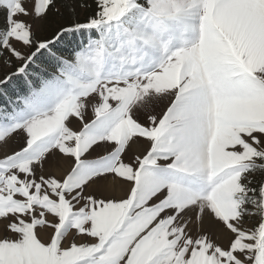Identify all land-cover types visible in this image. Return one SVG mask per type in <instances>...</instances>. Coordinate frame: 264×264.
<instances>
[{
	"label": "snow or ice",
	"instance_id": "obj_1",
	"mask_svg": "<svg viewBox=\"0 0 264 264\" xmlns=\"http://www.w3.org/2000/svg\"><path fill=\"white\" fill-rule=\"evenodd\" d=\"M0 264H264V0H0Z\"/></svg>",
	"mask_w": 264,
	"mask_h": 264
},
{
	"label": "bare ground",
	"instance_id": "obj_2",
	"mask_svg": "<svg viewBox=\"0 0 264 264\" xmlns=\"http://www.w3.org/2000/svg\"><path fill=\"white\" fill-rule=\"evenodd\" d=\"M65 162L64 161H58L55 166H53L52 170H54L57 174H60L63 172L65 168Z\"/></svg>",
	"mask_w": 264,
	"mask_h": 264
},
{
	"label": "rangeland",
	"instance_id": "obj_3",
	"mask_svg": "<svg viewBox=\"0 0 264 264\" xmlns=\"http://www.w3.org/2000/svg\"><path fill=\"white\" fill-rule=\"evenodd\" d=\"M61 11H62V12H65V18H67V16H68L69 14L66 12V10L62 8ZM53 20H54L55 22H63V19H61V18L53 17ZM133 148H134V150H135V146H133ZM52 171H54V170H52ZM105 194H107V193H105Z\"/></svg>",
	"mask_w": 264,
	"mask_h": 264
}]
</instances>
